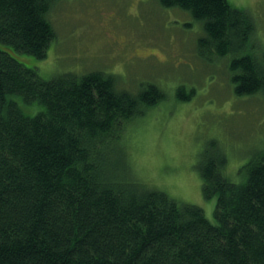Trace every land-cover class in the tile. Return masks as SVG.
Returning a JSON list of instances; mask_svg holds the SVG:
<instances>
[{
  "label": "trees",
  "instance_id": "obj_1",
  "mask_svg": "<svg viewBox=\"0 0 264 264\" xmlns=\"http://www.w3.org/2000/svg\"><path fill=\"white\" fill-rule=\"evenodd\" d=\"M56 1L0 0V264H264V152L243 165L240 182L226 176L220 149L200 154L214 222L135 180L122 139L164 99L158 86L132 94L103 72L45 80L9 51L46 56ZM158 2L202 25L200 55L230 57L237 96L264 95V52L250 47L247 10L228 0ZM34 103V115L21 106Z\"/></svg>",
  "mask_w": 264,
  "mask_h": 264
},
{
  "label": "rangeland",
  "instance_id": "obj_2",
  "mask_svg": "<svg viewBox=\"0 0 264 264\" xmlns=\"http://www.w3.org/2000/svg\"><path fill=\"white\" fill-rule=\"evenodd\" d=\"M228 2L252 16L250 47L262 54L264 0ZM48 18L54 38L44 58L9 48L11 54L45 80L103 72L113 75L119 90L132 94L147 84L158 86L164 99L133 119L122 139L130 176L201 207L214 222L215 197L202 194L199 156L208 145L220 149L226 176L243 180V165L264 152V95L237 96L230 57L200 55L202 25L158 0H57ZM181 87L191 92L188 100L178 98ZM21 106L30 115L41 108Z\"/></svg>",
  "mask_w": 264,
  "mask_h": 264
}]
</instances>
